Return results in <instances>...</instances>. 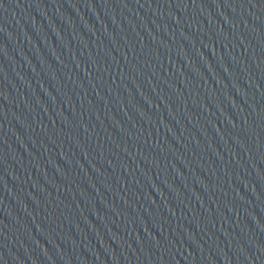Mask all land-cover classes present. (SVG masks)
<instances>
[{
	"label": "water",
	"instance_id": "1",
	"mask_svg": "<svg viewBox=\"0 0 264 264\" xmlns=\"http://www.w3.org/2000/svg\"><path fill=\"white\" fill-rule=\"evenodd\" d=\"M0 264H264V0H0Z\"/></svg>",
	"mask_w": 264,
	"mask_h": 264
}]
</instances>
